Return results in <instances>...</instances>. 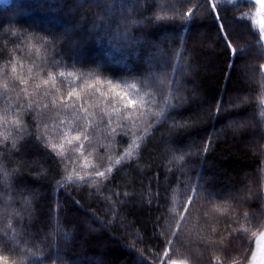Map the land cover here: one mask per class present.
I'll list each match as a JSON object with an SVG mask.
<instances>
[{
    "label": "trees",
    "instance_id": "obj_1",
    "mask_svg": "<svg viewBox=\"0 0 264 264\" xmlns=\"http://www.w3.org/2000/svg\"><path fill=\"white\" fill-rule=\"evenodd\" d=\"M188 7L191 5L182 6L179 0H0V25L5 26L0 29V68L7 63L9 77L14 75L15 66L16 75L28 78L29 68L36 64L39 67L33 72H40V78H47V69L40 71L45 67V53L36 51L40 45L33 47L21 43L25 35L36 33L66 37L61 49L64 67L53 70L65 71V76L57 77L56 81L64 96L73 89L85 99L94 93L93 102L100 101L101 106H105L100 94L111 97L126 91L123 87L125 79L131 83L133 78H141L142 73L146 74L156 65L161 66L158 72L166 70L170 78L172 66L179 64L180 87L177 91L185 100L183 107L171 112L168 123L144 141L138 155L116 165L103 183L93 186L92 181L84 184L69 181L59 191L57 181L68 172L77 171L83 175L84 164L101 163L96 159L98 155L103 156V164L107 166L108 157L119 156L134 137L130 133L129 137L118 138L115 150L108 151L105 136L109 129L102 127L92 138L95 151L89 147L80 155L52 130L59 119L65 116L71 119V113L62 112L58 119H53V111L46 110L40 119L50 125L52 141L63 145L57 151L66 150V158L77 161L66 171L60 157L37 142L35 134L19 140L15 138L14 126L3 122L5 105L0 103V149H4L0 152V164L10 173L16 170L8 181L11 188L0 181V213H7L0 217V236L14 237L19 242L0 247V258H3L0 264H20L23 254L10 249L33 247L31 243L25 244L24 238L18 235L19 228L26 227L39 243L47 234L54 233L57 226L61 237L68 234L67 240L58 238L56 241L60 246L58 255L45 253V257H33V260L43 259L44 264H53V260L59 259L65 264H162L160 257L164 256L167 239L161 234L160 225L170 224L175 228V219H179V214L184 211L182 205L187 199L180 193L189 180L195 183L197 179L220 196L214 202L201 200L193 206L191 222H186L185 234L181 237L186 243V247L180 249L183 255L172 258L187 257L189 264H239L238 250L207 243L228 235L223 231L225 223L221 221L218 225L220 234L214 235L211 228L217 225L206 224L203 219L204 213H208L210 221L218 215L211 211L213 203L221 207L232 204L234 211L230 214L239 215L241 219L231 227L248 229L244 240L247 249L244 264H254L259 253L257 242L264 237V222L260 217L264 213V117L260 115L264 111V72L260 69L264 64V40L261 39L264 32L260 30L264 26V0H251L228 13L237 17L244 15L246 22H233L232 26L241 35L239 44H253L245 59L237 60L232 68H229V53L215 39L214 27L205 23L194 28L179 19L181 11H187ZM156 15L175 19L157 22ZM101 18L114 32L118 28L124 31L119 24L121 20L139 21L137 26L131 27V43L99 40L94 29ZM17 26L23 30V35L18 33ZM103 32L104 28H100L99 35ZM17 35H20L19 39ZM181 36H186L182 52ZM69 56L76 57L75 69ZM146 60L154 63H145ZM98 64L104 65L100 83L96 82L95 75L80 78L81 70L95 69ZM135 64L143 65L140 72L133 70ZM3 83L0 78V93L4 91ZM47 87L52 88L51 82ZM19 91L17 87L8 92L13 105ZM29 91H32L31 87ZM130 98L137 99L135 95ZM221 98L223 107L229 111L213 119L216 102ZM245 98L246 103L234 107ZM125 102L119 100L116 107ZM23 103L27 105V97ZM106 107L111 112L113 105ZM15 110V106L10 109L9 121ZM35 116L33 112L25 118L33 133ZM190 116L196 117L194 128L172 130L169 136L173 122L183 123ZM112 118L116 119L115 112H112ZM245 120L251 123L239 131L229 127L232 121ZM112 126L115 127V123ZM213 133L215 142L205 153L204 142ZM5 136H9L7 141ZM14 140L15 148L12 147ZM171 149L200 154L188 155L186 162H180L173 157L181 153ZM89 152L93 155H88ZM249 189H255L260 198L231 200V196H247ZM22 196L31 200V213L23 225L13 215ZM5 203L9 210H4ZM245 212L250 214L248 219L243 218Z\"/></svg>",
    "mask_w": 264,
    "mask_h": 264
},
{
    "label": "snow or ice",
    "instance_id": "obj_2",
    "mask_svg": "<svg viewBox=\"0 0 264 264\" xmlns=\"http://www.w3.org/2000/svg\"><path fill=\"white\" fill-rule=\"evenodd\" d=\"M182 6L191 5L187 8V11H181L179 19L184 22V24H190L191 27H201L203 24H209L214 27L216 32V41L219 42L225 50L229 53L230 64L229 68L236 65L237 60L245 59L249 50L253 47L252 43H245L243 45L239 44L238 41L241 38L240 33H238L232 26L233 22L240 23L246 22L243 14L237 17L236 15H229V11L232 8H238L243 3H250L251 0H179ZM259 2V0H258ZM112 17L110 16L109 19ZM157 22L166 21L168 19H175V17L167 16H154ZM139 21L136 20H121L120 25L124 27V31H119V28L114 32L111 25L107 24L103 18H101L99 25L95 27L99 40L107 39L111 43L116 41L117 44L121 41H128L131 31V27L137 26ZM4 25H0V29L4 28ZM100 28H104L103 35L100 36ZM261 32H264V26L261 27ZM17 31L20 35H23V30L19 29L17 26ZM20 35L16 38L19 39ZM264 40V36H261ZM66 40V37L57 38L55 36L40 35L36 33H28L24 36L21 43H28L35 47L39 44L40 47L36 49L37 52L43 50L45 56L43 58V63L45 67H41L40 71L43 72L47 69V78H40V72H33V69L39 67V65L33 64L29 68V77L24 78L22 76L15 74V66H13V73L11 77L7 73V63L0 68V78L4 80L3 83V93H0V103L5 106L3 108V122L5 124L11 123L15 128V138L17 140L23 139L24 137L32 136L35 134L37 142L43 143L46 148L51 149L55 152L58 157H60V163L64 165L67 171L70 165L75 166L76 160L66 158L65 151H57L58 147L63 148V145H58L52 141V130L60 137L62 141L72 146L76 152L83 155L87 148L92 147L93 152L95 151V146L92 144V138L95 133H97L102 127L109 129L105 139L107 140V150H115L116 145L119 143V139H123L131 136L134 138L130 139L128 146L113 159L112 156L108 157L107 166L103 164V156H97L96 159L101 161L100 164L96 163H86L83 165V175L80 172L72 171L63 177L61 181H57L58 191L62 189L66 182H79L81 184L87 183L88 181L93 182V186H98L103 181L107 180L116 165L122 164L125 160L133 159L134 154L138 155V150L142 147L144 141L149 137L153 136L155 131L163 127L168 123L169 116L172 111L183 107L185 100L179 94L177 89L180 87V80L178 73L180 71L179 64L173 65V71L171 77L169 78V73L165 71L158 72L157 69L160 65H156L154 68H150L146 74H141V78H133V82L129 83L127 79L123 81V87L126 89L124 92H117L115 96H107L105 93H101V100L105 101V106H101L100 101L93 102V94H89L88 98L85 99L84 96L80 95L76 89L67 92L64 96L61 93L60 85L56 83L57 77H64L65 71H53L54 69L62 68L64 65L62 61L64 56L62 54V47ZM186 42V36H181V49L182 52L183 45ZM75 47V45H74ZM50 50V51H49ZM15 49L13 50V53ZM59 56L60 59H56ZM69 59L74 61L72 67L75 69V56H69ZM145 63H154L152 61L146 60ZM167 61H165V66ZM143 65L135 64L134 71L140 72ZM260 69L264 72V64L260 65ZM104 65L98 64L95 69H89L86 72L81 70L80 78L83 79L85 75L93 76L97 83L101 82V77H103ZM106 79V78H105ZM38 80V82H37ZM18 81V84L16 83ZM52 84V88L49 89L47 86ZM112 83V81H108ZM19 87L20 91L15 97L14 105L12 98L8 96V92L12 89ZM32 91H29V88ZM91 89V85H88ZM167 89V91H166ZM95 92H99V89H95ZM60 93V95H56ZM135 95L137 99L130 98ZM27 97L28 103L25 105L23 103L24 98ZM126 101L119 108L116 104L119 100ZM43 101V102H42ZM247 98L241 100L239 103L235 104V108H239L241 104L246 103ZM107 104H112L113 107L111 112L106 107ZM15 106V114L11 121L8 120V113L10 109ZM51 109L54 113L53 119H58L62 112H70L72 118L68 119L65 116L64 119H59L58 124L52 126L50 130V125L43 122L40 118L44 115L46 110ZM91 109V111H90ZM96 109H99L97 112ZM229 111L223 107V98L218 100L215 105V110L213 112V119L221 117L223 113ZM35 112V131L30 128L28 123H26L25 118L31 116ZM112 112L116 113V119L112 118ZM125 113H128L127 115ZM261 117H264V111L260 113ZM107 117V119H105ZM264 122V121H262ZM115 123V127L112 125ZM250 120H245L243 122L237 123L232 121L229 127L235 128L239 131L240 129L246 127ZM64 126H67V131H64ZM196 126V117L190 116L183 123L173 122L169 128V136L172 135V130L176 131H186L190 128ZM139 133V134H137ZM191 134V133H189ZM215 133L210 134L208 140L204 142V152L210 150V146L215 141L212 136ZM5 141L9 139V136L4 137ZM87 142V143H85ZM77 145L79 147H77ZM13 148L16 147L15 140L13 141ZM4 149H0L2 152ZM173 152L179 151L181 154L179 156L173 157V159L186 162V156L188 155H199L200 153H184L182 150L171 149ZM93 152H89L88 155H93ZM2 159V158H0ZM16 172L15 169L12 172L6 171L2 164H0V181L5 183V186L11 188V184L8 183L10 177ZM190 189V191H189ZM181 195H186L187 199L183 203L184 211L179 214V219H175V228H171L170 224L160 225L162 235L167 239V247L163 257H160L162 264H189V259L185 258H172L174 256H182L183 253L180 249L186 247V243L182 240V235L185 234V224L190 223V214L193 206L201 200H206L209 202H214L220 196L219 193L210 191L204 183L197 179L195 183L190 180L185 184L184 191L180 193ZM259 199L255 189H249L247 196H231V200L239 202L240 200H250L252 198ZM203 207V205H202ZM211 211L215 216L214 220H209L208 213H204L203 219L205 223H214L217 227H212L211 232L214 235H219L221 229L218 225L223 221L225 227L224 232L228 233L227 236H222L218 241L210 240L207 241L209 244H218L222 248H234L238 250L239 264H244L247 257L244 252L247 250L244 247V240L246 239V233L248 229L243 228H233L231 224H238L241 217L239 215L233 216L230 214L234 211L232 204H227L224 207L217 206L213 203ZM31 213V200L28 197H23L19 201V208L15 209L13 215L18 219L19 223L23 225V221L28 218ZM7 213H0V217L6 216ZM250 214L248 212L243 213V218L248 219ZM262 222H264V213L260 214ZM252 218L256 219V215L252 214ZM199 226V221H197ZM170 232V236H169ZM190 234V233H189ZM18 235L24 238V243L33 244V247H24L18 249H10L13 251H19L23 255L21 256L20 264H44L43 259L37 261L33 260V257H45V253L49 256H57L60 252V246L56 243L58 238L63 240L68 239V234L64 233L61 237L59 226L54 230V233L47 234L39 243H36L34 234L28 231L26 227H21L18 229ZM13 242L17 244L19 242L15 241L14 237L0 236V247H8ZM156 255L153 254V259H156ZM3 260V258H0ZM6 264V262H5ZM53 264H65L62 259L53 260ZM235 264V262H234Z\"/></svg>",
    "mask_w": 264,
    "mask_h": 264
},
{
    "label": "rangeland",
    "instance_id": "obj_3",
    "mask_svg": "<svg viewBox=\"0 0 264 264\" xmlns=\"http://www.w3.org/2000/svg\"><path fill=\"white\" fill-rule=\"evenodd\" d=\"M159 57H156V59H158ZM182 71H184L185 69V65H183L181 67ZM7 205H8V202H7ZM4 210H9L8 207L6 206V203H5V206H4ZM257 245H258V249L256 250L257 252H259L257 254V258H255L254 260V264H264V237H261L258 242H257ZM260 250H262V253H260ZM254 255H256V253H254Z\"/></svg>",
    "mask_w": 264,
    "mask_h": 264
}]
</instances>
